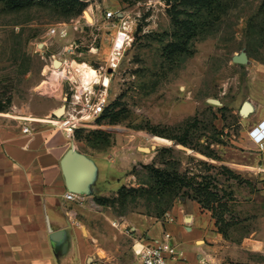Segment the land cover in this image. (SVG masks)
<instances>
[{
  "label": "rangeland",
  "instance_id": "1",
  "mask_svg": "<svg viewBox=\"0 0 264 264\" xmlns=\"http://www.w3.org/2000/svg\"><path fill=\"white\" fill-rule=\"evenodd\" d=\"M263 1L228 0V13L194 40L193 53L174 61L164 54L174 30L164 0H81L80 12L62 0L13 9L0 2V94L13 96L7 113L20 121L28 113H64L66 86L57 92L54 79L41 86L53 56L98 68L107 64L117 38L130 33L109 76L106 116L95 128L73 132L79 146L117 165L104 186V214L95 213L93 225L103 244L118 249L120 263H136L134 232L114 221L128 220L132 227L143 217L169 223L174 216L192 228L179 234L178 246L187 254L215 264H264V140L253 138L264 126V41L249 35ZM115 10L125 14L127 30L118 17L103 18ZM60 24L68 34L51 35L50 28ZM244 51L249 62L235 63L233 57ZM84 67L89 75L90 67ZM247 101L255 110L245 117L240 109ZM186 136L195 149L169 138ZM153 169L208 184L219 205L204 208L184 189L164 209V201L146 192Z\"/></svg>",
  "mask_w": 264,
  "mask_h": 264
},
{
  "label": "crops",
  "instance_id": "2",
  "mask_svg": "<svg viewBox=\"0 0 264 264\" xmlns=\"http://www.w3.org/2000/svg\"><path fill=\"white\" fill-rule=\"evenodd\" d=\"M58 86L56 91H63L64 86ZM51 114L28 113L23 117L26 122L0 112V264H122L117 260L118 249L103 244L93 225L95 213L104 214V186L116 175L117 165L102 153L83 149L75 134L50 124ZM25 125L31 133L23 132ZM72 152L84 155L91 167L78 157H68ZM72 188L83 192H75L76 198L69 200L66 194ZM129 223L117 220L113 225L134 232L135 264L134 246L139 247L140 238L169 234L182 245L179 234L185 232L183 228L192 230L175 219L167 223L143 217L132 221V227ZM55 233L60 235L54 240ZM185 254L186 264H200L204 257Z\"/></svg>",
  "mask_w": 264,
  "mask_h": 264
},
{
  "label": "built area",
  "instance_id": "3",
  "mask_svg": "<svg viewBox=\"0 0 264 264\" xmlns=\"http://www.w3.org/2000/svg\"><path fill=\"white\" fill-rule=\"evenodd\" d=\"M118 17L123 29L129 28V21L125 14L121 12L107 11L104 19L111 20ZM51 35L66 36L68 29L65 24H60L50 28ZM130 33L123 32V38L118 37L113 47L112 53L106 65L98 68L93 67L87 62H77L68 58H60V66L56 67L54 61L58 58L53 56L46 75L48 79H54L68 89L64 95V101L67 103L64 113L61 116H51L47 121L55 127L67 130L73 133L81 128H95L99 124V119L108 106L110 89V70L113 71L118 66L120 58L123 55L126 36ZM120 42V43H119ZM71 47H77L73 42ZM76 63V64H74ZM84 64L88 65L97 73L98 78L88 79L85 74ZM28 122L29 120L24 119ZM264 130V126L261 127ZM258 131V129H257ZM23 132L31 133L30 126L25 125ZM253 138L257 142L264 140V134L256 133ZM75 193H67L66 198L73 200ZM174 217L171 216V221ZM140 238L139 247L134 246L137 264H186L188 258L185 252L180 249L177 243L172 240L169 234L165 237L156 239L145 237ZM200 264H215L206 257L200 259Z\"/></svg>",
  "mask_w": 264,
  "mask_h": 264
},
{
  "label": "trees",
  "instance_id": "4",
  "mask_svg": "<svg viewBox=\"0 0 264 264\" xmlns=\"http://www.w3.org/2000/svg\"><path fill=\"white\" fill-rule=\"evenodd\" d=\"M57 0H0L10 8H24L35 3H48ZM65 5L69 7L72 12L79 7V12L85 5L81 0H62ZM169 6V15L173 25L172 40L165 46L164 54L167 55L169 61L179 60L188 53H193L192 46L195 39L205 37L207 33L213 29L218 22L229 11L228 0H164ZM251 37L259 35L264 41V1L261 12L255 16L250 22ZM254 42L257 40L252 39ZM13 102V96L3 92L0 94V112H8ZM107 108L104 110L99 122L106 116ZM175 139L177 143L195 149L193 145L188 142V136L169 137ZM204 155L211 154L205 151H200ZM230 173V170H228ZM153 184L150 185L148 194L151 197L159 198V201H164V209L171 207L173 199L181 194L184 189L192 191V197L197 199L202 207L214 210L212 207L217 199L218 194L211 191L208 184H195L192 178L186 175H180L178 172L164 174L158 169H153ZM202 196V197H201ZM208 198L206 201L202 198ZM103 200V198H101ZM102 202V201H101ZM215 215V212H214ZM219 219V218H218ZM219 222V221H218Z\"/></svg>",
  "mask_w": 264,
  "mask_h": 264
},
{
  "label": "water",
  "instance_id": "5",
  "mask_svg": "<svg viewBox=\"0 0 264 264\" xmlns=\"http://www.w3.org/2000/svg\"><path fill=\"white\" fill-rule=\"evenodd\" d=\"M58 60H56L55 61V64H56V66H60V64H61V62L59 61V62H57ZM233 61L235 62V63H239V64H247L248 62H249V58H248V54H247V52L246 51H244V52H242V53H240V54H238V55H235L234 57H233ZM110 72H111V70H110ZM208 102H210V103H212V104H215V105H222V102L219 100V99H209L208 100ZM254 110H255V107H254V105L251 103V102H249V101H247V102H245L244 103V105L242 106V108L240 109V114L242 115V116H248L250 113H252V112H254ZM62 112H63V110L60 108V109H58V110H56L55 111V116H61L62 115ZM142 149V148H141ZM142 150H144V151H147V152H150L151 151V148H149V147H144ZM78 157L79 159H81L83 162H84V166H86V167H91V164H90V162H89V160L84 156V155H80V154H78V153H74V152H72V153H70L69 154V156L68 157ZM82 165V166H83ZM84 184V183H83ZM82 184V185H83ZM81 185V186H82ZM72 192L73 193H75V192H83V189H81V190H78V189H75V188H72ZM60 235V233H55L54 234V240H55V237H57V236H59Z\"/></svg>",
  "mask_w": 264,
  "mask_h": 264
},
{
  "label": "bare ground",
  "instance_id": "6",
  "mask_svg": "<svg viewBox=\"0 0 264 264\" xmlns=\"http://www.w3.org/2000/svg\"><path fill=\"white\" fill-rule=\"evenodd\" d=\"M87 17H88V19L89 20H91L92 21V17L89 15V14H87ZM120 43V42H119ZM58 61L57 62H59L60 60L59 59H57ZM56 67H59V66H56ZM90 70H91V72H92V76H89L88 74H86V77L88 78V79H96V78H98V75H97V73L94 71V69H92L91 67H90ZM257 133H261V134H264V130L261 128V127H258V131H256Z\"/></svg>",
  "mask_w": 264,
  "mask_h": 264
}]
</instances>
